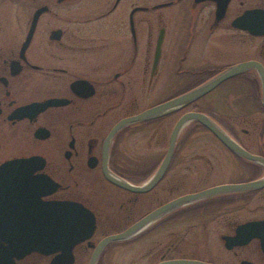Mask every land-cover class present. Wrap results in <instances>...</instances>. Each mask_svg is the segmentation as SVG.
I'll return each instance as SVG.
<instances>
[{
    "label": "flooded vegetation",
    "instance_id": "obj_1",
    "mask_svg": "<svg viewBox=\"0 0 264 264\" xmlns=\"http://www.w3.org/2000/svg\"><path fill=\"white\" fill-rule=\"evenodd\" d=\"M263 27L264 0H0V220L28 214L41 175L53 182L48 189L55 187L43 200L80 204L93 213L94 231L74 246L71 263L88 264L102 239L179 197L258 182L173 206L106 243L95 264H264L258 237L230 248L224 238L235 236L243 223L264 220V163L230 150L198 121L181 128L166 169L149 190L132 191L108 178L147 184L168 152L174 124L187 111L205 113L245 150L264 158V116L252 113L258 107L264 114L261 101L236 102L245 116L217 112L216 102L176 116L192 101L125 123L106 140L121 120L177 96V89L171 92L178 85L175 76L191 78L187 90L243 62L264 68V32L257 33ZM164 75L173 76L166 85ZM254 76L257 68L248 66L223 82L236 77L252 86ZM163 86L171 93L163 96ZM151 94L157 98L146 102ZM174 120L166 143L164 131ZM155 123L142 151L120 147L130 125L140 126L143 136ZM238 124L246 126L237 127L239 133L231 127ZM198 127L221 144L231 164L216 172L214 165L200 171L179 164L180 154L191 151L180 145L193 140ZM35 157L36 164H29ZM195 157L210 161L203 152ZM19 159L27 163L8 164ZM119 252L125 260H118ZM41 256L49 264L54 254Z\"/></svg>",
    "mask_w": 264,
    "mask_h": 264
},
{
    "label": "water",
    "instance_id": "obj_2",
    "mask_svg": "<svg viewBox=\"0 0 264 264\" xmlns=\"http://www.w3.org/2000/svg\"><path fill=\"white\" fill-rule=\"evenodd\" d=\"M221 11V10H220ZM264 27L257 33H263ZM256 33V32H255ZM248 66L257 68L259 78L261 81V104L264 108V68L260 62L248 61L232 66L211 79L165 101L159 105L151 107L142 111L140 114L125 118L118 122L110 131L106 140L119 129L122 125L128 122H134L140 119H147L158 115L161 112L171 108L181 107L191 101L198 99L204 94L210 92L218 84L224 80L235 76L240 71ZM190 120H196L207 129H209L222 143H224L230 150L238 153L248 159L256 160L264 163V158L251 154L234 141L222 128H220L212 119L203 112L187 111L183 113L174 124L171 135L170 145L167 154L165 155L159 169L154 173L150 181L145 185H133L126 181H120L108 175V178L114 183L126 189L143 192L149 190L161 177L171 157L176 136L181 128ZM29 164L33 162L36 164V157L30 158ZM24 164L27 161L15 160L8 164ZM41 175H36L35 184L33 188V198L29 202V212L23 215L12 218L0 220V264H19V260L31 253H38L41 255H52L49 264H71L73 262V248L78 243L88 239L95 228L94 215L87 208L80 204L63 202V201H46L41 197L51 193L55 187L48 189L46 179H40ZM46 181V183H45ZM261 183L247 182L235 184L230 186H216L195 194L185 195L175 199L174 201L165 204L153 210L147 217L141 219L130 228L119 234H113L102 239L94 249L89 263L95 264L99 251L109 241L122 239L130 235L139 226L150 221L158 214L171 209L173 206L181 204L189 199L203 197L205 195L219 193L227 188H251ZM56 186V185H55ZM1 222H9V225H2ZM252 237L260 239L262 250L264 251V220L250 221L241 224L238 227L235 236H224L226 246L228 248L233 245L243 244ZM162 264H211L193 260L177 259L171 262ZM241 264H253L249 261L243 260Z\"/></svg>",
    "mask_w": 264,
    "mask_h": 264
},
{
    "label": "rangeland",
    "instance_id": "obj_3",
    "mask_svg": "<svg viewBox=\"0 0 264 264\" xmlns=\"http://www.w3.org/2000/svg\"><path fill=\"white\" fill-rule=\"evenodd\" d=\"M181 40V39H180ZM201 46V43L199 44V47ZM196 52V49H193V52ZM173 76H163V81H165L167 78V81L164 83L165 85L170 81V78ZM174 78H178V85H174L173 91L170 90V88L165 89L163 86V96L166 95V93H171L175 92L176 89L178 93L185 91L186 83H189L191 78L189 79L188 75H179L175 76ZM257 78V83L254 82V84L251 86L250 83L243 81L239 82L237 78H232L230 80H227L223 82V84L216 90L212 91L210 94H208L205 97H201L195 101L194 103H191L187 106H184L181 108L176 116H180L183 112L187 110H192V109H203L204 108V102H216L215 103V108L217 112H223L226 116H231V117H238L240 115H248L246 111H238L236 108V102H260L261 101V81L259 76H254V80L256 81ZM237 85V86H236ZM155 88V86H153ZM150 91V90H148ZM154 89L151 90L153 92ZM171 91V92H170ZM148 94H150L148 92ZM162 95V93H161ZM156 95H148L146 97V102H151L154 100ZM208 99V100H207ZM238 111V112H237ZM253 114H257V116L262 117L264 116L263 112L257 107L256 111L252 112ZM176 116L173 119H176ZM173 122L170 123L166 129L165 133L166 135V143L168 140V136L170 133V130L172 128ZM156 123L155 124H150L146 126V130L143 132L142 136V129L140 126L133 124L128 127L127 132L122 136V141L120 144V147L123 150H128V151H133V152H140L142 149L145 148L143 139L147 136H149L150 133L155 131L156 128ZM240 126H245V125H232L231 127H236V132H240L238 128ZM188 127V125L186 126ZM238 127V128H237ZM246 127V126H245ZM186 130V128H185ZM185 130H182V132H186ZM146 134V136H145ZM180 141H182V138H180ZM182 141L181 143H183ZM164 147V144H162ZM180 148H189L191 149L190 152L181 155L180 154V162L179 164L186 165V164H193L194 170H200L204 171L207 170L209 167L208 165H214L217 166V168H213L214 172L220 170L218 169L219 165H227L231 164L232 162L230 161V157L227 158L226 152L224 151L223 147L221 146L218 141L211 136L207 131L203 128H196L194 130V136L193 140L191 141H185L182 145H180ZM203 152L204 155H207V158L210 160L208 164H206L205 160L203 161L202 159L204 158H198L195 157V154ZM231 254V253H229ZM118 260H125L127 255L124 254L123 252L118 253ZM232 255V254H231ZM21 264H46L47 263V258H43L41 255L39 256H26L20 261Z\"/></svg>",
    "mask_w": 264,
    "mask_h": 264
}]
</instances>
